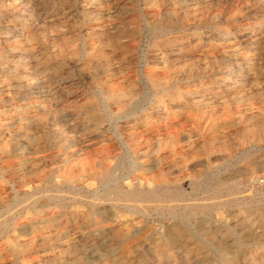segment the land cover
<instances>
[{
    "label": "rangeland",
    "instance_id": "1",
    "mask_svg": "<svg viewBox=\"0 0 264 264\" xmlns=\"http://www.w3.org/2000/svg\"><path fill=\"white\" fill-rule=\"evenodd\" d=\"M0 236V264H264V0H0Z\"/></svg>",
    "mask_w": 264,
    "mask_h": 264
},
{
    "label": "bare ground",
    "instance_id": "2",
    "mask_svg": "<svg viewBox=\"0 0 264 264\" xmlns=\"http://www.w3.org/2000/svg\"><path fill=\"white\" fill-rule=\"evenodd\" d=\"M158 100H160V99H158ZM162 104V103H161ZM160 104V105H161ZM132 105V104H131ZM157 105H159V104H157ZM162 106V105H161ZM146 107V106H145ZM155 107H156V105H155ZM175 108V107H174ZM143 110H144V108H143ZM154 110V109H153ZM159 110H161L160 108H159ZM174 110V109H173ZM157 111H158V109H157ZM130 112V111H129ZM156 112V111H155ZM142 114V113H141ZM156 114V113H155ZM129 115V114H128ZM121 116V115H120ZM141 116V115H140ZM159 116V115H158ZM157 116V117H158ZM117 117H119V116H117ZM117 117H115V118H117ZM156 117V118H157ZM133 118V117H132ZM135 118V117H134ZM128 120V119H127ZM114 122V121H113ZM141 122V121H140ZM117 123V122H116ZM130 124V123H129ZM116 125V124H115ZM132 127V126H131ZM95 128V127H94ZM116 128V127H115ZM90 130V129H89ZM117 130V129H116ZM115 130V131H116ZM133 130V129H132ZM137 130V129H136ZM93 130H91V132H92ZM132 132V131H131ZM106 134V133H105ZM99 136V135H98ZM90 137H92V136H90ZM106 137V136H105ZM106 139V138H105ZM96 141V140H95ZM109 142V141H108ZM91 143V142H90ZM89 143V144H90ZM99 144V143H98ZM103 144V143H102ZM101 145V144H100ZM107 145H108V143H107ZM84 146V145H83ZM103 146V145H102ZM106 146V145H105ZM86 147V146H85ZM90 148V147H89ZM79 163V162H78ZM81 163V162H80ZM85 169V167H82L81 168V171H83ZM135 169V168H134ZM132 170V169H131ZM62 172V171H61ZM60 172V173H61ZM75 172V171H74ZM132 172V171H131ZM172 172V171H171ZM103 173H106V171L105 170H103ZM173 173V172H172ZM135 174H136V172H135ZM90 175V174H89ZM122 175V174H121ZM95 176V175H94ZM118 177V176H117ZM104 178V177H103ZM102 178V179H103ZM122 179H126V177H124V178H122ZM130 179H131V177H130ZM129 179V180H130ZM80 180V179H79ZM119 179H117V181H118ZM111 182H113V181H111ZM102 183V182H101ZM116 183V182H115ZM135 184V183H134ZM75 185V184H74ZM107 185V184H106ZM123 186V185H122ZM108 187V186H107ZM106 187V188H107ZM114 187V186H113ZM60 188V187H59ZM83 188V187H82ZM81 189V188H80ZM98 189V188H97ZM101 189V188H100ZM118 189H119V192H120V194H122V196L123 197H125V198H132V196L134 195V190H124L123 188H121V185H118ZM59 190V189H58ZM62 190V189H61ZM65 190V189H64ZM113 190V189H112ZM56 191V190H55ZM76 191V190H75ZM137 191V190H136ZM142 191V190H141ZM59 192H60V190H59ZM62 192V191H61ZM82 192V191H81ZM77 193V192H76ZM78 194H80V193H78ZM82 194V193H81ZM139 194V193H138ZM148 194V193H147ZM143 195V194H142ZM63 196V195H62ZM94 196V195H93ZM64 197V196H63ZM122 197V198H123ZM151 197V196H150ZM72 198V197H71ZM87 198V197H86ZM145 198V197H144ZM57 199V198H56ZM58 199H60V198H58ZM133 199V198H132ZM138 199H140V198H138ZM93 200V199H92ZM107 200V199H106ZM144 200V199H143ZM158 200V199H157ZM119 201V200H118ZM145 201V200H144ZM55 202V201H54ZM95 202V201H94ZM103 202V201H102ZM53 203V202H52ZM123 206V205H122ZM125 207V206H124ZM133 208V207H132ZM129 209V208H128ZM139 209V208H138ZM141 209V208H140ZM134 210V209H133ZM131 211V210H130ZM134 212V211H133ZM79 214V213H78ZM74 217V216H73ZM134 218V217H133ZM61 224V223H60ZM69 224V223H68ZM100 225V224H99ZM61 226V225H60ZM94 227V226H93ZM61 228V227H60ZM59 228V229H60ZM57 229V228H56ZM4 234V233H3ZM1 237V236H0ZM74 240V239H73Z\"/></svg>",
    "mask_w": 264,
    "mask_h": 264
}]
</instances>
